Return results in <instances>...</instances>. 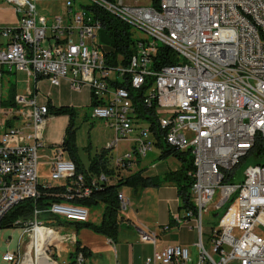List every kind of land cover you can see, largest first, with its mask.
<instances>
[{"label": "built area", "instance_id": "built-area-1", "mask_svg": "<svg viewBox=\"0 0 264 264\" xmlns=\"http://www.w3.org/2000/svg\"><path fill=\"white\" fill-rule=\"evenodd\" d=\"M38 1L3 0L12 7L13 21L5 22L0 16V113L5 116L0 118V223L21 201L38 199L40 186H51L38 179V150L44 145L50 117L48 103H39L30 81L45 78L59 86L66 79L73 91H90L91 100L97 102L91 106L92 117L105 120L116 133L110 148L124 140L134 143L131 151L111 157L119 176L141 162L135 150H144L146 157L157 139L152 124L137 118L130 91L114 82L127 80L140 89L153 78L144 104L156 105L164 140L171 147L191 151L195 166L191 187L195 208L185 210V217L174 214V222L195 228L199 241L195 257L189 247L176 244L155 250L144 264H264V164L249 165L244 179L233 181L258 135L264 137V0H161L158 6L126 0H64L63 10L52 16L39 11ZM99 8L129 24L132 31L146 34L133 33L136 52L128 66H107L100 41L102 23L95 17ZM158 44L177 52L180 63L152 69ZM14 71H24L30 87L16 93L14 105L5 106L1 80L5 72ZM6 115H13V127H6ZM140 120L148 121L147 125L137 127ZM76 172L59 148L51 178L65 180L79 198L89 196L93 187L113 183L105 173L87 179ZM219 189L222 195L215 206L228 205L210 235L209 250L203 240V214L212 209ZM118 198L120 214L131 202L122 191ZM43 214L86 222L91 212L66 202L36 208L30 222H16L23 223L24 234L16 250L8 249L2 256L5 264L37 263L24 262L22 247L36 223L49 220L42 219ZM63 230L62 226L50 232L51 264H88L83 252L74 260L57 259L64 252H74L75 240ZM138 234L142 242L158 240L157 232L139 228Z\"/></svg>", "mask_w": 264, "mask_h": 264}, {"label": "trees", "instance_id": "trees-1", "mask_svg": "<svg viewBox=\"0 0 264 264\" xmlns=\"http://www.w3.org/2000/svg\"><path fill=\"white\" fill-rule=\"evenodd\" d=\"M161 0H152L153 6H158ZM95 17L101 20L102 27L100 30V41L104 45L105 61L107 66L115 67L118 65L128 66L132 55L136 52V41L134 39L132 28L129 24L118 18L117 16L103 10L101 8L95 10ZM180 63V58L171 47L158 44V51L154 56L151 68L160 70L166 65H173ZM127 79V78H126ZM153 78H148L147 82L140 89L131 87L129 81H115L114 85L126 87L133 98L134 106L137 110V118L146 119L152 124V129L156 133V145L160 149V159H168L174 157L181 163V167L176 171H169L164 180H169L177 187L178 196L181 204L179 209H194L195 206L191 199V187L194 182L193 173L195 172L194 160L191 151H181L177 148L171 147L166 143L163 136V131L160 130L157 124L156 105L147 106L144 104V96L146 92L153 85ZM16 91H12L10 97L4 101L7 106L15 104ZM97 104L92 98L90 106ZM50 116H69V124L66 128L65 137L61 148H63L70 156L72 162L76 165V174L83 173L87 179L90 175H99L105 173L108 176L115 174L111 168L110 157L107 149H103L90 159L89 165L85 166L78 154V146L76 143L77 132L79 126L77 125L78 112L74 107L62 105L56 106L48 103ZM7 127H11L10 122H7ZM247 159H252L253 164H264V137L258 135L255 146L250 151ZM120 176V175H119ZM114 183L103 184L100 187H93L92 193L87 197L79 198L71 190L69 191L67 185H51L40 186V197L36 200L26 199L15 205L8 214L2 219L1 227L19 226L16 222L21 220L23 222H30L33 218L34 210L36 208L45 209L54 202L76 203L87 208L94 209L98 206L103 207L102 218L99 223L90 220L86 222L67 221L57 219L54 216L43 214L42 219L51 220L52 224L63 226L66 229L74 227L75 229L88 228L93 232L105 235L108 238L115 240L118 236L119 225V211L120 201L118 198L119 191L122 187H132L135 194H139L148 186H157L161 182L158 178L144 175V170L136 171L127 176L119 177ZM46 232L43 235L42 242L39 244V253L42 262L49 264L46 256L47 244ZM42 243V244H41ZM79 252H83L87 257L89 252L87 247H82L79 240L75 243L74 252L71 253V259H75Z\"/></svg>", "mask_w": 264, "mask_h": 264}, {"label": "crops", "instance_id": "crops-1", "mask_svg": "<svg viewBox=\"0 0 264 264\" xmlns=\"http://www.w3.org/2000/svg\"><path fill=\"white\" fill-rule=\"evenodd\" d=\"M59 1L60 7L56 13H60L61 10H63L64 0ZM4 12L5 8L0 11V16L1 19L5 21L6 16ZM7 21L11 22L9 19H7ZM30 84L31 86L35 84L34 90L37 93L40 104L50 102L52 105L56 106L67 105L74 107L78 112V117L82 113L83 106H90L91 104L90 91L86 89L82 92L73 91L70 83L66 79H63L59 86H53L49 80L45 78H40L37 83H32L30 81ZM69 120V116L67 115L50 116L48 118L45 130L43 132L45 142L44 145L38 150V179L40 182V179L42 178V182H45H40V184L49 183L48 180L44 179V175L45 173H49L51 178L52 161L56 151L61 148L60 146L63 143ZM10 125L13 126V122H10ZM105 126L111 129L112 133L111 136L106 140V143L102 145L103 147L101 149L97 148L96 154L100 153L103 149H107L108 156L111 160L113 152L112 148H110V144L114 140L116 133L106 123ZM133 145L134 143L132 142V146ZM48 151L51 153L48 154ZM65 155L66 157L70 158L66 151ZM136 155L137 154L135 153V156ZM89 156L91 159L92 157L90 154ZM143 157L144 156H136L135 158L142 159ZM157 157H160V154H158ZM172 159L173 160L171 161V164L168 166L166 165L163 167V169H160L157 172L152 171V169L161 166L162 162L159 164L158 162H152L150 165H142L139 163L138 167L134 168L135 171L131 172L129 170L126 172H121L119 177L127 176L143 169L144 175L158 178L161 183L157 186H148L143 191H140L139 194H135L133 188L129 186H124L120 189V191H122L126 196L129 195L128 198L130 199L131 204L129 205L128 209L130 207L131 208L127 213L120 212L118 217L120 229L115 240H112L105 235L97 234L87 228L78 230L74 227L69 229L64 228L66 232L70 234L71 237H73L75 243L77 240H79L82 247H87L89 255L85 257L88 264H144L146 259L152 256L155 250H162L167 246L176 244L187 246L190 249L194 247L198 240L197 230L195 228L191 229L186 223L177 224L174 222V214L178 213L181 215V217H185L186 212L184 210V212L179 210L181 201L178 196L177 187L175 184L169 180H164L169 171H176L181 167V163L177 159L174 157ZM42 160L45 162L42 163ZM161 160L165 161L167 159ZM111 168L113 169L112 163ZM114 171L115 174L110 176L113 180V183L118 180V172L116 170ZM64 182L62 184H64ZM125 188H129L130 192L126 193ZM130 197L133 199V201ZM47 221L51 222V220ZM91 221L98 223L101 220L92 219ZM166 225L177 227L179 232H170L171 227H169L167 230H162V228H160L161 226ZM57 226H59L60 230H62V226ZM139 228L147 231L157 232L158 240L156 244L142 242L138 234ZM48 232L50 235V232H56V230H50ZM174 236H179V239H173L172 237ZM191 252L195 257V253H193L192 250ZM71 253L73 252L68 253L67 259L69 260H72Z\"/></svg>", "mask_w": 264, "mask_h": 264}, {"label": "rangeland", "instance_id": "rangeland-1", "mask_svg": "<svg viewBox=\"0 0 264 264\" xmlns=\"http://www.w3.org/2000/svg\"><path fill=\"white\" fill-rule=\"evenodd\" d=\"M84 0H75L76 3H81ZM127 3H132V4H140V5H151L152 0H126ZM0 4H2V8H5V16L6 20L5 22H8L7 19L10 21H13V10L11 9L9 5L5 4L3 0H0ZM37 6L40 12L44 13L45 15L52 16L53 14H58L56 13L60 7V1L59 0H42L37 2ZM10 7V8H9ZM133 33L137 37H145L146 34L141 31H133ZM27 79L28 75L24 71H14L13 73H7L5 72L3 74V79L1 80L2 82V88H1V95L2 98H9L11 95L12 91H16L18 93L25 92L26 87H30V85H27ZM35 84H33L34 88ZM5 105V104H3ZM7 106V105H5ZM92 108L91 106H83L82 113L80 116L77 118V125L79 126L78 128V133H77V138H76V143L79 146V155L80 158L85 166L89 165L90 162V156L93 157L96 154L97 148L101 149L105 143L106 140L111 136V129L105 126V120L103 119H98V118H93L92 115ZM12 115H6V127H7V120H9ZM4 114L0 113V118H4ZM148 121H143L140 120L139 126H145L147 125ZM109 129V130H108ZM106 130V131H105ZM153 138V135L151 134L150 136ZM132 141L130 140H124L121 141L119 146L112 149V156L116 157V155H123L125 152L131 151L132 150ZM51 153L48 151V154ZM136 153V152H135ZM160 154V149L158 148L157 145H154V149L149 152V155L146 157H143L141 159V164L142 165H150L152 162H158L161 163L162 165L153 168L152 171L157 172L160 169H163L166 165L168 166L171 164V161L173 160V157H169L167 160L163 161L157 155ZM112 162V159L110 160ZM42 163L45 161L42 160ZM253 164L252 159H245L243 162L236 168L235 170V178L233 181L235 182H240L244 179L245 176V170L246 168ZM138 165H136L134 168H137ZM132 168V171H135V169ZM124 174V173H123ZM122 174V175H123ZM44 179L48 180L49 183L53 185H60L64 182V180H51L49 173H45ZM41 183H45L44 181L42 182V178L40 179ZM125 192L129 193V188H125ZM222 195V191L219 189L217 191V194L214 198V202L211 204V210L208 212H205L203 214V240L209 250H211V243L209 241L210 235L212 234V231L214 228H217L219 224V220L224 213L227 205L222 207H216L215 205L218 203L220 196ZM129 196V195H128ZM131 198V197H130ZM132 199V198H131ZM133 201V199H132ZM215 206V207H214ZM131 208V207H130ZM129 208V209H130ZM215 210H214V209ZM125 211L126 213L129 211ZM181 210V209H179ZM182 209L181 211H183ZM103 207L98 206L94 209H91V214L89 216V220H101L102 217V212ZM185 211V210H184ZM183 211V212H184ZM123 212V213H125ZM94 222V221H92ZM97 223V222H96ZM99 223V222H98ZM83 229V228H81ZM88 229V228H87ZM50 230H56L59 231L60 228L59 226L52 224L50 221L43 220L42 225H39L37 228H33L30 232V237L26 236L24 246L22 247V252L25 251L24 253V262H31V261H36V264H44V261H41L40 255H39V244L42 242L43 235L46 232V237L48 239L47 244L49 243L51 237L49 235ZM172 233H178V228L177 227H171L170 229ZM62 232H66V230H63ZM24 234V229L19 226H10V227H1L0 228V264H5V262L2 260V256L7 252L8 249L11 251L16 250V248L19 245V240L21 239L22 235ZM197 234V232H196ZM173 239H179V236H174L172 237ZM197 241H199V233L197 234ZM12 241L11 244L9 245L8 242ZM29 243V251H26L27 245ZM47 244H46V256L48 258V254L52 256L53 252L52 250L47 251ZM49 249V247H48ZM193 253H195V256L197 254V247L194 245V247L191 248ZM68 258V253L64 252L62 257H58L57 259L59 261H63ZM49 264H51L49 258H48ZM15 264H20V263H15Z\"/></svg>", "mask_w": 264, "mask_h": 264}, {"label": "bare ground", "instance_id": "bare-ground-1", "mask_svg": "<svg viewBox=\"0 0 264 264\" xmlns=\"http://www.w3.org/2000/svg\"><path fill=\"white\" fill-rule=\"evenodd\" d=\"M11 118L9 119V120H7V122H13V115L12 116H10ZM11 127H13V126H11ZM135 152H136V156H144V150H135ZM135 156V157H136ZM72 162V161H71ZM73 163V162H72ZM73 167L74 168H76V165L73 163ZM73 205H77V206H83V205H80V204H76V203H72ZM89 209V208H88ZM90 210V209H89ZM90 212H91V210H90ZM42 223H43V220H39L38 221V223H36V228L39 226V225H42ZM33 229V228H32ZM39 255H41L40 253H39ZM43 260V259H42ZM14 264V263H13Z\"/></svg>", "mask_w": 264, "mask_h": 264}]
</instances>
